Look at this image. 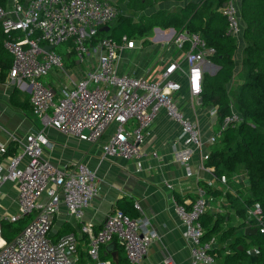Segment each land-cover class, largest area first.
<instances>
[{"label":"built area","instance_id":"obj_1","mask_svg":"<svg viewBox=\"0 0 264 264\" xmlns=\"http://www.w3.org/2000/svg\"><path fill=\"white\" fill-rule=\"evenodd\" d=\"M124 6L117 0H7L0 4L3 46L12 58L8 80L29 94L32 112L44 127L90 143L103 138L100 147L104 158L141 159L144 133L163 111L179 127L177 139L182 147L173 150V159L183 166L186 176H191L192 154L203 142L198 126L176 101L182 86L174 77L180 72L178 63L168 62L155 80L120 74L116 61L120 52L136 46L134 39L122 35L116 41L97 36L101 27L109 30L117 23ZM220 11L226 17L228 32L236 38L241 36L238 3L227 0ZM173 42L184 53L189 94L199 96L204 63L215 49L198 33L186 29L179 31ZM46 45L53 48L45 50ZM59 45L64 47L62 51L56 49ZM65 60L73 64L66 66ZM209 112L216 115V106ZM240 119L234 114L224 124ZM216 138L217 133L212 134L209 145ZM47 144L42 130L30 132L17 152L0 160V197L5 182L17 189L16 210L0 211V264H115L111 255L102 258L107 253L101 252L102 247L111 242L118 245L128 264H139L154 235L145 210L137 202L133 204L135 216L117 208L95 230L83 221L85 209L98 192L95 171L83 162L63 166L51 163L43 157ZM0 152L4 153L5 147H0ZM208 154L209 150L202 154V164ZM219 181L225 183V178ZM216 198L202 188L193 198L174 204L189 248V264H218L213 252L216 236L204 238L201 222L207 211L213 212ZM61 206L81 222L79 233L86 236L84 248H79L73 232L53 236L54 218ZM30 214L26 225L7 241L2 224ZM263 220L261 208L254 204L241 222L244 229L258 227L264 232ZM163 264L174 263L166 258Z\"/></svg>","mask_w":264,"mask_h":264},{"label":"crops","instance_id":"obj_2","mask_svg":"<svg viewBox=\"0 0 264 264\" xmlns=\"http://www.w3.org/2000/svg\"><path fill=\"white\" fill-rule=\"evenodd\" d=\"M161 3L177 4L176 1ZM238 5H240V0H238ZM166 31L167 33L160 28L155 30L156 38L154 37L155 42L152 45L142 46L144 43L142 41L140 45L120 52L116 61V70L120 74L144 76L155 80L160 77L161 71L168 62L175 60L178 63L180 72H176L174 77L182 86L176 94V101L185 116L198 126L203 142V145L192 154L191 176H186L183 166L173 159V150L182 147L177 139L179 127L163 111L157 115L144 133L140 143L143 152L141 159L104 158L100 147L102 142L82 141L74 136L64 135L50 126L44 127L32 112L29 94L22 91L17 82L8 80V73L5 80L0 82V147H5V152H0V160L4 161L8 156L17 152L26 134L42 130L49 140V144L43 146L45 159L57 166L83 162L95 171L98 192L85 209L84 222L93 225L95 230L99 229L108 214L117 209L116 203L122 197L132 198L133 204L137 202L145 210L151 219L154 235L147 255L139 264H163L166 258H170L174 264L190 263L189 248L182 236L180 221L174 209L177 201L174 195L181 200L178 202L189 200L196 195L198 190L202 189L205 183L212 188L221 189L223 193L231 192L224 182L216 179L213 168L202 164L201 156L209 150L208 140L212 134H215L213 125L216 115H211L209 112L213 105L203 107L200 95L189 94L184 53L174 44L172 36L168 37L169 29ZM236 39L237 48L233 57L234 74L229 86H233L237 80L240 81L239 76L243 75L242 35ZM65 64L70 66L73 62L65 60ZM81 67L86 68L85 64ZM218 68V65L208 60L204 63L203 74L214 75ZM12 94L15 95V103L11 100ZM168 184L171 187H168ZM1 190L0 211H15L16 186L11 182H5ZM220 200L229 203V199L225 196L221 195ZM224 206L231 207L230 204ZM223 209L224 207L221 211ZM133 210L136 213V210ZM237 219L227 220L224 217L223 228H227L225 226L227 223L238 225L241 219L239 221ZM80 223L67 214L61 206L54 218L55 234L53 236L73 232L78 237L79 248H84L86 236L79 233ZM216 245L219 247L218 243ZM119 253L118 251V255Z\"/></svg>","mask_w":264,"mask_h":264},{"label":"trees","instance_id":"obj_3","mask_svg":"<svg viewBox=\"0 0 264 264\" xmlns=\"http://www.w3.org/2000/svg\"><path fill=\"white\" fill-rule=\"evenodd\" d=\"M164 1L184 0H117V3L125 5L124 13H120L116 26L107 31L99 30L97 36L120 41L122 35L129 39L148 36L155 27L173 28L176 32L186 29L191 33H198L207 45L214 47L215 53L210 56V61L219 68L214 75L203 74L200 96L201 106H216L213 129L217 138L210 144L208 158L203 165L213 168L217 180H222L225 174L232 173L238 167L242 168L247 174L249 195L240 199L242 203L240 202L238 215L243 221L247 209L257 204L264 218V0H240L244 70L243 80L238 86L237 115L241 119L231 120L227 124H224L225 119L231 118L234 112L226 84L234 74L233 57L237 48V39L228 32L226 17L220 11L227 0H186L177 12L156 9L139 21H133L132 15L126 12L129 8L142 11ZM6 2L7 0H0L1 5ZM4 36L0 25V82L5 80L12 62L3 46ZM11 100L16 102L15 95H11ZM202 188L215 197L224 195L230 199L232 196L230 191L223 193L221 189L212 188L207 183ZM174 196L177 201H181L177 195ZM132 204V198L122 197L117 201L116 208L135 216ZM223 217L211 211L201 217L205 228L204 238L216 236L218 240L217 234L221 232L220 239L226 243L213 250L216 256L223 254L222 264H264V232L257 227L254 234L248 235L243 231L234 235L231 230L235 227L222 229ZM5 223L2 224V233L10 241L21 227L3 229ZM236 227L244 230V223L241 222ZM115 246L120 252L118 264H128L116 243ZM102 251L107 252L102 258L110 257V251L103 247Z\"/></svg>","mask_w":264,"mask_h":264},{"label":"rangeland","instance_id":"obj_4","mask_svg":"<svg viewBox=\"0 0 264 264\" xmlns=\"http://www.w3.org/2000/svg\"><path fill=\"white\" fill-rule=\"evenodd\" d=\"M185 1L186 0L179 1V2H177V4H174V5L162 4L161 2H158L152 8H148V9H145V10H142V11H134L131 8H129V9L126 10V12H127V14L129 13V14L132 15L133 21H139L143 16L150 14L153 10H156V9H166V10H169V11H176L177 12L179 10L180 6ZM234 2L237 4L238 0H234ZM155 28H153L152 33L150 35H148V36L142 37L140 39L139 38H136V39L133 38L134 41H135V44L136 45H138V44L140 45V43L142 41H144V40H146V41L143 43L142 46H148V45L154 44V42H155L154 41L155 40L154 37L156 36L155 35V30H154ZM168 29H169V32H170V28H167L165 30L162 29V31L167 33L166 30H168ZM177 33L178 32L175 31V33H174V35H172L171 39H173L177 35ZM239 37H241V36H238V38ZM56 49L59 50V51H62L64 49V47L59 45ZM242 68H243V65H242ZM235 79L237 80V76H236ZM239 79H240V81L237 80L236 83L233 86H229V82L226 84V88H227V90L229 92V95H230V98H231V102L230 103L232 105V109H233V112H234L235 115H237V113H238V105H237V93H238V90H239L238 86L241 84V82L243 80V76H239ZM16 87H17V85H16ZM26 98L28 99V96H26ZM101 142H103V140H99L98 141V143H101ZM224 178H225V183H226L227 188L229 190H231V192H232V196H230L231 198L228 201L229 203H226V201H221L220 200V196L218 198H216V202L214 203L213 212L221 214L222 216L225 217V219L227 218V220L237 219V218H239V220H240L241 217L238 215V208L241 205L240 202L242 203V200H240V199H243V198H245V197H247L249 195V193H248L249 182H248L247 174L242 168L238 167L232 173L230 172L228 174H225ZM222 196H224V195H222ZM226 204H230L231 207L224 206ZM223 207H224V209L221 211V208H223ZM32 215L33 214H30V215L26 216L24 219H22L21 221H18V222H15V223H5L4 226H3V229H8L10 227L17 228L19 226L21 227L20 229H22L26 225V223L29 221L30 217H32ZM224 217H223V220H224ZM231 224L232 223H227V225H225V226H227L228 228L235 227L234 229L231 230L232 234H234V235L235 234H241V232H243L242 228L240 229L239 227H236L238 225H231ZM222 229H223V226H222ZM220 234H221V232L217 234V237H218L217 243H218V246H219L218 248H220L222 245L226 244L220 239ZM121 255H122V253H121ZM222 257H223V254H220V255L217 256L218 264H222ZM244 263H246V262H244Z\"/></svg>","mask_w":264,"mask_h":264},{"label":"water","instance_id":"obj_5","mask_svg":"<svg viewBox=\"0 0 264 264\" xmlns=\"http://www.w3.org/2000/svg\"><path fill=\"white\" fill-rule=\"evenodd\" d=\"M101 30H103V31H107V30H108V27H107V26L101 27ZM155 30H156V31L159 30V27H156ZM173 33H174V29L171 28L168 37H171V36L173 35ZM155 38H156V37H155ZM51 48H53V46H51V45H46V46H44V49H45V50H49V49H51ZM263 225H264V220H263ZM244 232H245V234L250 235V234H254V233L256 232V229H255V228H249V227H246V228L244 229ZM106 249H107L108 251H110V255H111V258H112V260L114 261V263H115V264H118V251L116 250L115 243H114V242L109 243V244L106 246Z\"/></svg>","mask_w":264,"mask_h":264}]
</instances>
